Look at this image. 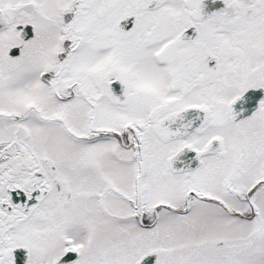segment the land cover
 I'll use <instances>...</instances> for the list:
<instances>
[{"label": "snow or ice", "instance_id": "obj_1", "mask_svg": "<svg viewBox=\"0 0 264 264\" xmlns=\"http://www.w3.org/2000/svg\"><path fill=\"white\" fill-rule=\"evenodd\" d=\"M0 264H264V0H0Z\"/></svg>", "mask_w": 264, "mask_h": 264}]
</instances>
